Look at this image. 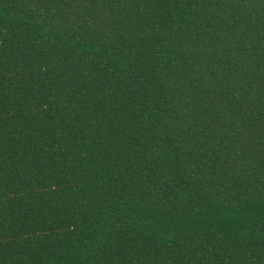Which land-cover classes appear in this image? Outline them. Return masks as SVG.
<instances>
[{"label":"trees","instance_id":"16d2710c","mask_svg":"<svg viewBox=\"0 0 264 264\" xmlns=\"http://www.w3.org/2000/svg\"><path fill=\"white\" fill-rule=\"evenodd\" d=\"M0 264H264V0H0Z\"/></svg>","mask_w":264,"mask_h":264}]
</instances>
